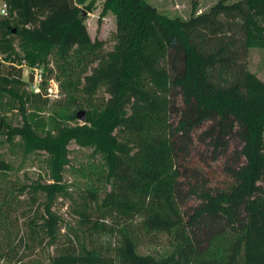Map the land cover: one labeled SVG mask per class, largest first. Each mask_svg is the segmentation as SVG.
Wrapping results in <instances>:
<instances>
[{
	"label": "trees",
	"instance_id": "1",
	"mask_svg": "<svg viewBox=\"0 0 264 264\" xmlns=\"http://www.w3.org/2000/svg\"><path fill=\"white\" fill-rule=\"evenodd\" d=\"M5 1L16 17L0 19V92L46 105L24 89L56 48L69 66L61 101L86 107L90 125L70 136L104 155L112 185L104 196L87 190L76 213L113 242L70 241L50 264H264V83L245 61L251 47L264 48V0H219L185 20L144 0H105L116 16L108 52L86 30L91 5ZM14 43L24 51L18 64L5 56ZM75 48L84 53L79 68L69 62ZM36 142L49 153L61 148ZM181 167L211 173L215 186L193 179L182 186ZM161 235L170 239L169 254H137Z\"/></svg>",
	"mask_w": 264,
	"mask_h": 264
},
{
	"label": "rangeland",
	"instance_id": "2",
	"mask_svg": "<svg viewBox=\"0 0 264 264\" xmlns=\"http://www.w3.org/2000/svg\"><path fill=\"white\" fill-rule=\"evenodd\" d=\"M79 1L83 8L92 7V12L85 14L84 23L91 40L102 42L105 52L111 51L116 36L115 14L106 7L105 0ZM144 1L167 18L185 20L192 13L207 12L219 0ZM224 1L232 4L239 0ZM3 5L7 16L15 18L7 2L0 0V19ZM57 51L49 49L46 60L36 66L42 74L41 90L50 94L42 97L48 100L46 105L22 104L10 93L0 92V161L7 165V170L0 172V255L4 257L0 264H50L61 247L70 241L74 245L105 247L114 240L112 236L92 232L76 213L81 210L87 190L93 187L104 196L112 185L107 182L104 155L94 146L70 136L72 130L90 125L76 117L79 112H87L86 107L67 108L61 101L60 81L69 66ZM5 56L18 64L24 57L23 48L14 43ZM83 56V51L73 49L71 66L79 68L84 62ZM245 61L248 70L264 83V48L251 47ZM29 72L24 66L25 82ZM24 90L32 93L29 84ZM36 141L55 142L61 148L49 153ZM179 174L182 186L192 179L205 189L216 184L217 177L209 172L205 173L206 177L198 170L181 167ZM170 251L169 237L161 235L156 243L145 241L137 254L163 257ZM10 252L15 254L12 261L7 259Z\"/></svg>",
	"mask_w": 264,
	"mask_h": 264
},
{
	"label": "built area",
	"instance_id": "3",
	"mask_svg": "<svg viewBox=\"0 0 264 264\" xmlns=\"http://www.w3.org/2000/svg\"><path fill=\"white\" fill-rule=\"evenodd\" d=\"M7 15V8L6 5H3V8L1 10V16ZM31 72H33L32 75V81L29 82L30 90L32 93L37 95H43L45 97H48L50 94H44L43 90H41V83H42V74L41 71H38L36 68L32 69ZM58 92V90H56Z\"/></svg>",
	"mask_w": 264,
	"mask_h": 264
},
{
	"label": "water",
	"instance_id": "4",
	"mask_svg": "<svg viewBox=\"0 0 264 264\" xmlns=\"http://www.w3.org/2000/svg\"><path fill=\"white\" fill-rule=\"evenodd\" d=\"M76 117L79 121L83 122L85 120V112H79L76 114Z\"/></svg>",
	"mask_w": 264,
	"mask_h": 264
}]
</instances>
